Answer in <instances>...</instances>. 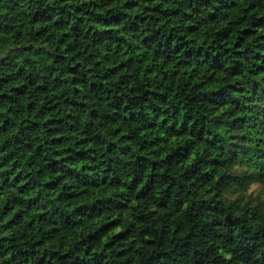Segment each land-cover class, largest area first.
<instances>
[{
	"label": "clouds",
	"instance_id": "9594fccd",
	"mask_svg": "<svg viewBox=\"0 0 264 264\" xmlns=\"http://www.w3.org/2000/svg\"><path fill=\"white\" fill-rule=\"evenodd\" d=\"M261 69L264 0H0V264H264Z\"/></svg>",
	"mask_w": 264,
	"mask_h": 264
},
{
	"label": "trees",
	"instance_id": "16d2710c",
	"mask_svg": "<svg viewBox=\"0 0 264 264\" xmlns=\"http://www.w3.org/2000/svg\"><path fill=\"white\" fill-rule=\"evenodd\" d=\"M183 70V69H182ZM261 71H264V69H261ZM257 74H259V73H257ZM150 130V129H149ZM123 135V133L122 132H120V131H117V133H116V137L117 138H119V137H121ZM57 139H59V137L57 136ZM161 146H163V144H161ZM155 145H152V148H153V150L155 149ZM66 158V157H65ZM56 159H60V157H56Z\"/></svg>",
	"mask_w": 264,
	"mask_h": 264
}]
</instances>
